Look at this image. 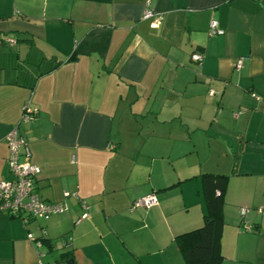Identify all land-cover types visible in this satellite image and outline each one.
I'll list each match as a JSON object with an SVG mask.
<instances>
[{
  "label": "crops",
  "instance_id": "crops-1",
  "mask_svg": "<svg viewBox=\"0 0 264 264\" xmlns=\"http://www.w3.org/2000/svg\"><path fill=\"white\" fill-rule=\"evenodd\" d=\"M15 125L38 195L78 199L0 214V264H185L203 174L227 176L219 264H264V0H0V180Z\"/></svg>",
  "mask_w": 264,
  "mask_h": 264
},
{
  "label": "built area",
  "instance_id": "built-area-1",
  "mask_svg": "<svg viewBox=\"0 0 264 264\" xmlns=\"http://www.w3.org/2000/svg\"><path fill=\"white\" fill-rule=\"evenodd\" d=\"M154 15L153 10L146 7L143 12L144 18H149ZM208 33L222 34L223 30L218 27L215 20L209 23ZM191 58L200 63L202 55L195 52ZM242 57L237 58L235 67L240 68ZM212 94V91L209 92ZM36 110L32 108L28 102L23 105L21 120L26 121L33 118ZM5 141L8 147L7 167L11 178L9 180H0V214L10 217L21 218L26 223L30 218L48 219L51 215L61 213L67 209L65 200L68 197L78 199L76 193L63 192V201L51 202L42 199L34 190V178L40 172L39 166L30 162V150L26 139L20 135L18 126H13L5 135ZM81 205L83 212L77 217L76 222L84 219L88 215L89 207L83 203ZM157 203L154 193H149L144 196L137 197L133 200L131 208H149ZM248 210L242 208L240 213L242 216ZM246 230H250L249 226H245ZM41 236L34 237L32 233H27V239L34 242L35 246L41 245L42 239H45V231L40 229ZM41 255V253H38ZM39 263H41L39 261Z\"/></svg>",
  "mask_w": 264,
  "mask_h": 264
},
{
  "label": "trees",
  "instance_id": "trees-1",
  "mask_svg": "<svg viewBox=\"0 0 264 264\" xmlns=\"http://www.w3.org/2000/svg\"><path fill=\"white\" fill-rule=\"evenodd\" d=\"M227 176L203 174L201 191L205 201L203 225L178 235L177 245L185 264H219V239Z\"/></svg>",
  "mask_w": 264,
  "mask_h": 264
},
{
  "label": "water",
  "instance_id": "water-1",
  "mask_svg": "<svg viewBox=\"0 0 264 264\" xmlns=\"http://www.w3.org/2000/svg\"><path fill=\"white\" fill-rule=\"evenodd\" d=\"M67 264H71V260H69V261L67 262Z\"/></svg>",
  "mask_w": 264,
  "mask_h": 264
}]
</instances>
